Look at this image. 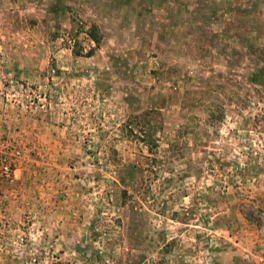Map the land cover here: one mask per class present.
I'll return each instance as SVG.
<instances>
[{
	"label": "rangeland",
	"instance_id": "obj_1",
	"mask_svg": "<svg viewBox=\"0 0 264 264\" xmlns=\"http://www.w3.org/2000/svg\"><path fill=\"white\" fill-rule=\"evenodd\" d=\"M3 156L0 264H264V0H0Z\"/></svg>",
	"mask_w": 264,
	"mask_h": 264
},
{
	"label": "built area",
	"instance_id": "obj_2",
	"mask_svg": "<svg viewBox=\"0 0 264 264\" xmlns=\"http://www.w3.org/2000/svg\"><path fill=\"white\" fill-rule=\"evenodd\" d=\"M19 153V150H15V154ZM0 170L10 181L13 180V169L11 167L9 159L6 156L1 157L0 159Z\"/></svg>",
	"mask_w": 264,
	"mask_h": 264
}]
</instances>
